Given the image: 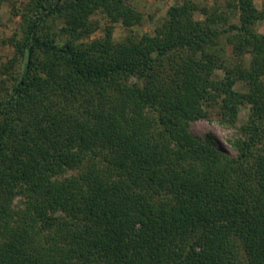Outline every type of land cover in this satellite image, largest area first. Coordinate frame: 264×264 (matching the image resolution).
Wrapping results in <instances>:
<instances>
[{
    "label": "trees",
    "instance_id": "16d2710c",
    "mask_svg": "<svg viewBox=\"0 0 264 264\" xmlns=\"http://www.w3.org/2000/svg\"><path fill=\"white\" fill-rule=\"evenodd\" d=\"M130 1L16 8L6 70L18 68L0 96V264H264V10L228 0L232 23L180 0L154 33L115 41L112 24L143 20ZM97 13L112 24L90 39ZM210 109L234 129L236 155L192 133Z\"/></svg>",
    "mask_w": 264,
    "mask_h": 264
},
{
    "label": "rangeland",
    "instance_id": "374dc122",
    "mask_svg": "<svg viewBox=\"0 0 264 264\" xmlns=\"http://www.w3.org/2000/svg\"><path fill=\"white\" fill-rule=\"evenodd\" d=\"M28 0H0V96L5 94V87L9 84L11 75L18 68L16 65L6 70V66L10 64L15 56V47L10 41V37L16 38L21 36L20 25L22 18L17 13L16 8L22 6ZM180 0H132L130 4L132 7L143 14V20L140 24L134 25L130 28L122 25V23L112 24L102 14L92 15V19L99 23L98 29L90 35V39L103 37L105 34V27L111 25L113 27L112 38L115 41L123 40L128 35L140 36L144 32L154 33L155 28L161 23L165 17L168 8L179 2ZM201 6H209L212 8H220L227 12L229 20L232 23L238 22V11L235 8H229L228 0H193ZM233 1V0H231ZM258 9L264 10V0H254ZM195 19L202 20L205 18L204 14L196 11ZM256 29L264 33V20L256 24ZM17 33V34H16ZM223 51H220L224 56V61L230 64L236 62L235 56L232 54V47L229 44H223ZM246 60L250 59V54L245 53ZM223 75L222 70L217 69L213 75L214 79H218ZM3 80V82H2ZM237 90L243 91L244 85L242 81H238L235 85ZM248 108H243L240 112L239 122L247 117ZM216 110L210 109L207 117L192 121L191 131L203 140L211 141L218 149L230 154L236 155L229 140L234 136V129L225 127L217 121Z\"/></svg>",
    "mask_w": 264,
    "mask_h": 264
}]
</instances>
